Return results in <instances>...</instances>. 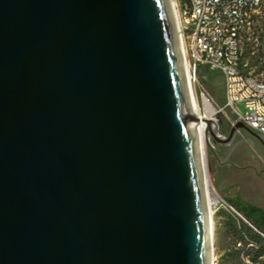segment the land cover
Returning a JSON list of instances; mask_svg holds the SVG:
<instances>
[{
	"label": "water",
	"instance_id": "obj_1",
	"mask_svg": "<svg viewBox=\"0 0 264 264\" xmlns=\"http://www.w3.org/2000/svg\"><path fill=\"white\" fill-rule=\"evenodd\" d=\"M201 122L171 0H0V264H212Z\"/></svg>",
	"mask_w": 264,
	"mask_h": 264
},
{
	"label": "rangeland",
	"instance_id": "obj_2",
	"mask_svg": "<svg viewBox=\"0 0 264 264\" xmlns=\"http://www.w3.org/2000/svg\"><path fill=\"white\" fill-rule=\"evenodd\" d=\"M241 46L244 68L253 74L264 75V5L256 15L253 32L243 39ZM198 76L200 84L192 87V93L199 112L203 115L206 113L204 100L209 101L215 110L212 117L219 125L220 134L228 136L233 115L229 109L223 108L226 100L223 76L219 71L210 70L204 65L200 67ZM240 110L245 111L243 105H240ZM213 147L223 162L219 161L210 148H206L209 191L229 201L245 218L223 207H211L215 235V262L216 264H264V256L256 262L247 257L245 249L242 248L245 243L242 245L236 243L226 225L231 218L236 219V217L251 224L244 216V208L257 207L264 211V145L256 138L242 132L231 143L227 145L214 143ZM239 154L245 155L240 156V161L236 160ZM247 239L248 237L246 241L249 242Z\"/></svg>",
	"mask_w": 264,
	"mask_h": 264
},
{
	"label": "built area",
	"instance_id": "obj_3",
	"mask_svg": "<svg viewBox=\"0 0 264 264\" xmlns=\"http://www.w3.org/2000/svg\"><path fill=\"white\" fill-rule=\"evenodd\" d=\"M171 1L177 14L191 91L193 86L200 84L198 71L201 66L219 71L226 99L223 108L232 113L231 123L240 120L264 135V75L244 68L241 46L243 39L253 32L264 0ZM202 95L206 97L204 92ZM240 105L244 106V112ZM217 197L211 207H223L242 217L233 204Z\"/></svg>",
	"mask_w": 264,
	"mask_h": 264
},
{
	"label": "trees",
	"instance_id": "obj_4",
	"mask_svg": "<svg viewBox=\"0 0 264 264\" xmlns=\"http://www.w3.org/2000/svg\"><path fill=\"white\" fill-rule=\"evenodd\" d=\"M243 212L251 224L236 217V219L231 218V221L226 225L234 237V241L240 245L245 243L242 248L245 249L247 257L256 262L264 256V211L257 207H247L243 209ZM246 237L249 242L246 241Z\"/></svg>",
	"mask_w": 264,
	"mask_h": 264
},
{
	"label": "bare ground",
	"instance_id": "obj_5",
	"mask_svg": "<svg viewBox=\"0 0 264 264\" xmlns=\"http://www.w3.org/2000/svg\"><path fill=\"white\" fill-rule=\"evenodd\" d=\"M175 16L177 17V14L175 13ZM177 20V18H176ZM177 24H178V20H177ZM186 62V61H185ZM186 72H187V76L189 77L188 71H187V65H186ZM193 96V103H194V109L196 114L202 119L201 125H200V136H201V147H202V158H203V164H204V171H205V178H206V189H207V200H208V206H209V211H210V217L212 216V209H211V205L213 203L217 202L218 197L216 196L215 193H210L209 191V180H208V173H207V156H206V141H205V135H204V129L205 127L208 125V120L210 118H214L212 117V115L214 114L215 110L212 107V105L209 103V101H207L206 99L204 100V105H205V109H206V113L203 115L199 112L197 103H196V99L194 98V95L192 93ZM211 221V230H212V257H213V263L212 264H216L215 262V235H214V226L212 223V219H210Z\"/></svg>",
	"mask_w": 264,
	"mask_h": 264
},
{
	"label": "flooded vegetation",
	"instance_id": "obj_6",
	"mask_svg": "<svg viewBox=\"0 0 264 264\" xmlns=\"http://www.w3.org/2000/svg\"><path fill=\"white\" fill-rule=\"evenodd\" d=\"M240 156H241V157H244L245 155H244V154H242V155L239 154V157L236 158V160L240 161V160H241V157H240Z\"/></svg>",
	"mask_w": 264,
	"mask_h": 264
}]
</instances>
